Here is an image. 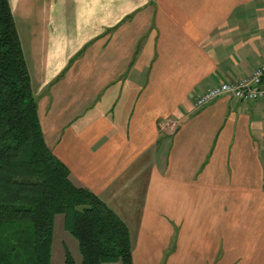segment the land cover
<instances>
[{
	"label": "crops",
	"instance_id": "crops-1",
	"mask_svg": "<svg viewBox=\"0 0 264 264\" xmlns=\"http://www.w3.org/2000/svg\"><path fill=\"white\" fill-rule=\"evenodd\" d=\"M7 2L44 145L131 263L264 264V100L194 105L264 61V0Z\"/></svg>",
	"mask_w": 264,
	"mask_h": 264
},
{
	"label": "trees",
	"instance_id": "trees-1",
	"mask_svg": "<svg viewBox=\"0 0 264 264\" xmlns=\"http://www.w3.org/2000/svg\"><path fill=\"white\" fill-rule=\"evenodd\" d=\"M63 216L79 264H132L128 231L44 145L7 0H0V264H50ZM63 264H74L64 251Z\"/></svg>",
	"mask_w": 264,
	"mask_h": 264
},
{
	"label": "built area",
	"instance_id": "built-area-1",
	"mask_svg": "<svg viewBox=\"0 0 264 264\" xmlns=\"http://www.w3.org/2000/svg\"><path fill=\"white\" fill-rule=\"evenodd\" d=\"M264 75V61L254 67L246 76L230 83H220L207 88L195 97V107H202L210 101L222 96L229 95L231 98L241 102H252L264 100V85L261 80ZM167 131L172 132L174 125L165 123Z\"/></svg>",
	"mask_w": 264,
	"mask_h": 264
},
{
	"label": "rangeland",
	"instance_id": "rangeland-1",
	"mask_svg": "<svg viewBox=\"0 0 264 264\" xmlns=\"http://www.w3.org/2000/svg\"><path fill=\"white\" fill-rule=\"evenodd\" d=\"M64 251L67 252L74 264H79L76 244L65 230L64 217L55 216L53 219L50 264H63Z\"/></svg>",
	"mask_w": 264,
	"mask_h": 264
}]
</instances>
